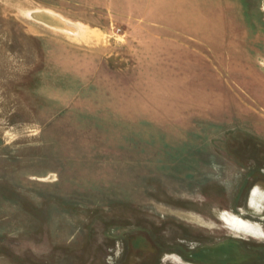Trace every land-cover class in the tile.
Wrapping results in <instances>:
<instances>
[{"label": "rangeland", "instance_id": "obj_1", "mask_svg": "<svg viewBox=\"0 0 264 264\" xmlns=\"http://www.w3.org/2000/svg\"><path fill=\"white\" fill-rule=\"evenodd\" d=\"M253 185L264 0H0V264H264Z\"/></svg>", "mask_w": 264, "mask_h": 264}, {"label": "bare ground", "instance_id": "obj_2", "mask_svg": "<svg viewBox=\"0 0 264 264\" xmlns=\"http://www.w3.org/2000/svg\"><path fill=\"white\" fill-rule=\"evenodd\" d=\"M248 207L253 212L260 211L264 206V189L258 187V185H253L248 192ZM220 250H218L219 252ZM222 252L227 253V250L221 249ZM220 251V252H221Z\"/></svg>", "mask_w": 264, "mask_h": 264}]
</instances>
